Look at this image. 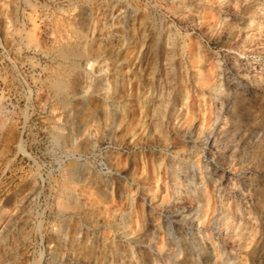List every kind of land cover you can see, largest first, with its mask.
Segmentation results:
<instances>
[{
    "label": "rangeland",
    "instance_id": "obj_1",
    "mask_svg": "<svg viewBox=\"0 0 264 264\" xmlns=\"http://www.w3.org/2000/svg\"><path fill=\"white\" fill-rule=\"evenodd\" d=\"M125 6L135 10L134 16L125 22L129 26V36H134L140 20L144 22L145 32L152 31L160 41L158 50L148 54L146 63L142 64V76L134 69L141 77V91L146 94L148 90H155L150 112L151 117L159 121L151 138L154 154L149 156L151 159L148 157V164H158L160 173L159 176L153 173L142 188L134 179L123 177L122 165L130 168L132 162L128 159L124 163L121 152L131 159L129 149L106 138L99 139L95 147H90L85 138L80 143L69 140L71 125L64 120L66 115L49 86L54 70L63 63L54 53L55 45L67 37L80 51V56L73 61L78 63L79 81L83 87L87 88L93 80L96 69L116 65L117 58L123 54L120 45L125 26L119 9ZM113 28L115 30H111ZM138 38L136 40L141 41ZM153 61L158 76L150 86L145 70L150 69ZM196 64L201 66L198 74L194 73ZM217 70L224 74L228 72L226 78L235 74L228 79L229 86L249 105L250 122L244 120V114H238L235 119L231 114H225L222 108L225 97H219V100L210 96ZM206 76L211 78H208L210 81ZM244 79H260L259 84L255 83L258 97H249ZM94 104L90 101L86 113ZM193 107L198 110H190ZM198 111L203 125L210 124L214 115L221 113L218 129L220 132L230 130L226 139L230 151L225 154L232 156L221 159L219 166L216 165L217 171L222 170L218 172L222 177L217 184L219 192L215 193L212 186L205 184L209 203L204 208L203 223L199 222L197 226L207 234L206 244L216 247L214 264L257 263L252 256L257 249L256 243L259 247L264 246V222L257 211L264 203V146L257 145L254 139L245 136L244 129H240L243 125L248 128L249 123L252 127L264 126V0H0V264H37L40 256L42 264H48L50 249L55 243L53 236L59 228L65 227L69 232L79 228L96 246H100L96 238L98 233L112 241L105 226L101 228L76 217L66 223L62 221L58 209H77L60 206V201L63 203V197H66V190L61 187L65 182L69 187L70 184L75 186L79 209L100 212L98 216L101 217L96 216L98 220L103 219L102 209H127L128 203L132 207L129 209L133 210L132 222L134 220L136 225L145 226L150 215L161 225L168 217L175 222L169 246L188 250L190 224L181 219L173 220L170 214H160L159 210L163 208L159 203L164 204L171 192L166 162L173 150L182 151L179 131L189 121L186 116ZM175 123H182L176 132L172 128ZM59 131L69 139L61 140L57 136ZM193 141L197 152L204 147L201 140L195 138ZM260 142L264 144V136ZM107 163L112 164L111 169ZM193 163L196 176L205 180L208 173L202 168L198 154ZM211 164L209 161V167ZM74 167H79L81 178L69 181L68 171ZM102 183L109 187L105 195ZM125 189L130 191V198L122 197L121 192ZM217 215L221 217L218 228L210 224V219ZM162 232L163 228H160L158 244L165 243L163 248H166V237ZM164 259L165 264L174 261L169 256ZM204 264L211 263L206 261Z\"/></svg>",
    "mask_w": 264,
    "mask_h": 264
},
{
    "label": "bare ground",
    "instance_id": "obj_2",
    "mask_svg": "<svg viewBox=\"0 0 264 264\" xmlns=\"http://www.w3.org/2000/svg\"><path fill=\"white\" fill-rule=\"evenodd\" d=\"M134 11L135 10H133L129 6H125L123 9H119L120 14L122 13L124 16L123 23L125 25L124 30L121 33L122 42L120 45V49L123 51V54H121L122 55L121 57H119L120 55L118 56L119 58H117V61H116L117 63L114 67L112 68L106 67L104 69H99V70L96 69L95 71L93 70L95 72L93 80H91L90 83H88L87 88L83 87L79 81V69L77 68L78 63H76L75 60L73 61L75 57L80 56V51H78L75 47H73L72 46L73 44L71 45L67 37V39H65L66 41L63 39L64 41L61 40L58 42V44L56 43L57 45H55L54 53L62 60L63 63L62 64L57 63V64H61V66L59 67L57 66L56 70L52 69L54 70V73L52 72L54 75L52 76V79L49 82L50 84L49 86L51 88L52 95L57 100V103L61 111L66 115V118L68 116V118L67 119L65 118L64 120H66V122H69V124L71 125L70 134H68V137L70 136V139L67 138V135L63 136L64 133L61 134L60 131L57 133V136L61 140H66L67 138L71 142H74V143H77L78 141L80 143V141H82V139L85 138L89 141L88 143L90 144L89 145L90 147L97 146L98 144L97 141L99 139L106 138L111 143L116 144L119 147L121 146V147L126 148L127 150L129 149V151L132 152L131 159L129 158V155L128 157L125 156L124 152H121V156L123 158L122 161L124 163L127 162L128 159L131 160L132 167L130 168L124 167V164H123L122 165L123 167L122 168L120 167V168L123 172V177L134 179L137 186L139 185V187L142 188L145 185V183H147V181L149 180L150 176H152L153 173H155L156 176H159V173H160L159 172L160 167L158 164L154 166L153 165L150 166V164H148L149 160L151 159L149 156H152L154 154L153 148L151 147V144H152L151 138L153 137L154 131L159 126V121H155V119L151 117V112H150L155 90L151 89L150 87L151 90H148V92L144 94L140 89L141 87L140 74H141V71H143L142 64L146 63V60L148 59V54L150 55L158 50L159 40L155 34L151 33L152 31L149 33L145 32L144 22L140 20L139 22H137L138 26L136 27L135 33L133 34L134 36L133 37L129 36V31H128L129 26L125 22L127 21L128 18H130L131 16H134V13H135ZM111 16L114 17L113 14ZM120 17L122 18V16ZM141 18H143V16ZM110 25L111 23H109V26ZM111 30H115V29L113 28ZM138 36L139 38H141V41L136 40ZM117 38L118 37H116V39ZM110 41H112V39ZM116 44H119V42ZM195 55H197V52L195 53ZM93 63L94 62H92V65ZM150 64H151L150 69L146 68L145 71H146V74L148 75V77L146 78L149 81V85L152 86L157 80L158 72L156 68L153 66L154 61L153 63L150 62ZM224 68L226 67L224 66ZM134 69H137L139 71L141 70L140 74L134 73ZM200 69H201V66L199 64H196V69L194 73L198 74L200 72ZM229 69L231 70V68ZM227 73L225 74L227 75ZM225 74L223 71L217 70V73H216L217 80L215 84L209 90L210 92H212V93L209 92L210 96L216 99H219V97H225L222 103V108L224 109V113L228 115L231 114V116H233L232 119H235L234 117H236L238 114H242V115L244 114L245 116L244 120H246V122L248 123L252 119L249 116L250 115L249 109H248L249 105H246L247 103L245 99L241 98V96L238 95V92L236 93V91L232 90L233 88L229 86L228 79L231 80V77L233 78L235 74L231 73V75H229L230 78H226ZM144 76H145V73H144ZM208 78L211 79L210 77H207L206 79L209 80ZM255 83L259 84L260 79L257 81L255 79H253L252 81H246L244 79L243 81V84L245 85L246 89H248L249 91L248 94L250 98L258 97L259 92H258V89ZM233 91H235V93ZM184 98H185V94H184ZM92 100L96 104L90 107V110L88 111V113H86V109L89 106L90 101ZM154 104L155 103H153V106ZM196 107H193L190 110H193L194 108L198 110ZM198 112L199 113L196 112L193 114H189V116L187 115L185 119L186 120L189 119V121L187 120L188 123L185 126H182V129L179 131V136L182 141L181 142L182 146L180 145L182 148L181 147L179 148H181L182 151L178 152L177 149L173 150L170 157H168L169 158L168 161L167 162L164 161L167 163V166L170 170V172L169 171L168 172L170 173L169 180L171 181V186H170L171 192L169 194L167 201L165 202L164 200L162 201L164 202V204L159 203V205H162V208H163L159 210L160 214L161 213L170 214L171 219L185 220L186 222L190 224V228L188 231L189 249L184 250L181 247H177L173 249L171 248V246H169V242H170L169 240L173 238L172 228H174V226L172 224L175 222L172 223V220H169L168 217L166 218L164 217L165 219L162 220L164 221L162 222V225L160 223L155 222L153 217H151V215L145 226L136 225L133 223L134 220L132 222L131 212L133 210L129 209L131 206H130V203H128L127 209L126 208L116 209V210L115 209H112V210L102 209L101 212H102L103 219L98 220L96 216H98L100 212L97 214V212L96 211L94 212L93 209H84V208L79 209L81 206L80 204H78V202L80 201H78L77 199V196L75 193L76 191L75 186L69 183L70 184V187H69L67 183L65 182V183H62L61 187L63 190H66V197H63L64 199L63 203L62 201H60L61 205L60 204L59 205L62 208L67 207V208H77V209H58L57 213L62 219V221L66 223L68 220L70 221L71 218L76 217V218H81V220L83 219L85 223H92L93 225L100 226V227L105 226V229L108 228L109 229L108 232L111 233L112 241L107 240L105 235H100V233H98V236L96 235V238L99 241L98 243H100V246H96V244L93 245L87 239L88 236L86 233L83 234V232L81 233L79 231V228L74 229L72 232L67 231L65 227L59 228V229L57 228L58 230L55 229V231L56 230L57 231L55 232V235L53 236L54 237L53 240H55V243L50 249V257L48 260V264H162V262H164L163 260H165L164 259L165 256L167 257L169 256L174 260L170 264H204L206 263V261L210 262L211 264H214V261L212 260L214 259V254H215L214 252H215L216 247L206 244L207 234L203 232L200 227L197 226V223L199 222L203 223V218L205 217L204 208L209 203V197L206 195L204 191L205 184L207 186V183H208L209 186H212L215 193L219 192L217 188V184L219 183L222 177L218 172L222 170L217 171L218 170L217 166H219L218 164L221 159L223 158L225 159L226 157L229 158L232 156L231 153L225 154L226 152L230 151V147L228 144L229 140H227L228 142L226 141V139H228L227 135L230 130L228 131V129H226V130H223L224 132L223 131L220 132V130L218 129L219 120L221 119L220 112H217L214 115V117L212 118V122L210 124L208 125L204 124L207 126L203 125V119L200 117L201 115L200 111ZM181 125L182 123L181 124L175 123V125H173L172 128L175 131L179 126L181 127ZM242 127L243 128H241L240 130L243 131L244 129L245 133L244 132L243 133L245 134L246 137L250 139L251 138L254 139L255 142H257V145L264 146V144H261L260 142L262 140V137L264 136V126L263 125L252 127L251 124L249 123L248 128H244L245 127L244 125ZM171 131L172 130H170V132ZM195 138L197 140H201V143L204 145V147L203 148L201 147V150L198 152L195 150V147H194L195 143L193 140ZM224 139L225 141H223ZM224 142H226V145H221V143H224ZM81 144L83 145V143ZM210 147L212 148L214 147L215 149L214 150L209 149ZM262 152H264V149ZM183 154H186V155H183ZM195 154H198V158L201 157V160L203 162L202 168L206 170L208 173V176L205 178V180H203L200 177H197L195 170H193V164H194L193 158L195 157ZM115 156H117V154ZM148 157L150 158L149 160H148ZM227 160L229 159H226V161ZM209 161L210 163H212L210 167L208 165ZM111 162L113 161H110V163ZM110 163H107V167L109 169H111V165H112V164L110 165ZM197 170H200V169H197ZM80 174L81 173H80L79 167L71 168L68 171L69 181H74V179L79 180L81 178ZM169 177H166V178H169ZM246 179L248 180V182L250 181L249 176ZM65 181L68 182V180H65ZM100 185L102 186L101 188L102 193L104 195L105 193H108V188H109L107 187L108 184L102 183ZM83 188L84 187H82L81 190H83ZM145 188H148V187H145ZM129 192L130 191L127 189L122 191L121 192L122 197L126 196V198L127 197L130 198ZM108 199L110 200V197ZM110 201H112V199ZM223 201H224V198H223ZM117 204L119 205V202ZM59 205L58 207H60ZM193 207L194 208L196 207V209H193ZM259 208L260 209L257 210L258 216L264 222V203L259 205ZM210 220H211L210 224L212 227L218 228L219 225L221 224V217H218V215L217 217H214ZM160 228H163L162 233H164L166 237L165 238L166 248H163L165 243L162 244V246H159L158 244L159 243L158 242V232ZM255 248L257 249L253 251L252 256H253V259L257 261V263H254V264H264V263H261L264 258V251H263L264 246L261 245L259 247V244L256 243ZM150 258L152 261H150ZM40 259H41V256H40ZM40 259L37 264H42V261ZM244 262L246 261L244 260ZM224 263H226V261Z\"/></svg>",
    "mask_w": 264,
    "mask_h": 264
}]
</instances>
